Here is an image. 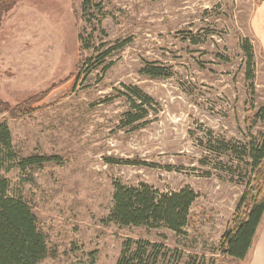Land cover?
<instances>
[{
	"label": "rangeland",
	"instance_id": "1",
	"mask_svg": "<svg viewBox=\"0 0 264 264\" xmlns=\"http://www.w3.org/2000/svg\"><path fill=\"white\" fill-rule=\"evenodd\" d=\"M83 1L17 0L0 22V122L16 161L53 157L0 168L46 238L40 264H115L129 240L159 245L157 264H248L218 246L252 184L249 145L264 134L252 121L264 102V0ZM136 88L149 101L128 124ZM115 181L189 186L183 232L109 222Z\"/></svg>",
	"mask_w": 264,
	"mask_h": 264
},
{
	"label": "trees",
	"instance_id": "2",
	"mask_svg": "<svg viewBox=\"0 0 264 264\" xmlns=\"http://www.w3.org/2000/svg\"><path fill=\"white\" fill-rule=\"evenodd\" d=\"M16 2L0 0V22L2 15ZM82 6L88 7V1L84 0ZM78 39L81 49L90 47L89 43L83 42L80 33ZM241 48L246 56L247 78L251 79L254 54L248 38L241 40ZM85 61L86 58L80 60L76 77ZM163 71L159 67L144 69L150 76H161ZM135 94L137 99H130L131 109L126 113L128 124L141 120L143 99L149 101L137 88ZM28 110L26 107L15 108L18 113H26ZM256 120H264V102L252 117V121ZM0 154V168L5 162H14L20 169H25L53 159L50 156L29 155L16 161L10 129L5 121L0 122ZM248 155L253 170L252 184L242 193L233 215V224L224 231L218 246L224 257L235 259H243L247 255L264 214V134L259 141L250 143ZM9 186V179L0 175V264H40L49 255L46 238L38 228L37 217L30 205L20 198L10 196ZM195 198L196 193L189 186L162 192L144 182L133 186L115 181L107 220L118 225L164 226L180 234L188 222L190 207ZM159 247L146 240H129L124 243L115 264H157ZM191 264H194L193 260Z\"/></svg>",
	"mask_w": 264,
	"mask_h": 264
},
{
	"label": "crops",
	"instance_id": "3",
	"mask_svg": "<svg viewBox=\"0 0 264 264\" xmlns=\"http://www.w3.org/2000/svg\"><path fill=\"white\" fill-rule=\"evenodd\" d=\"M263 224V229L261 231V225ZM249 249L248 264H264V214L259 221L254 238L253 246Z\"/></svg>",
	"mask_w": 264,
	"mask_h": 264
},
{
	"label": "water",
	"instance_id": "4",
	"mask_svg": "<svg viewBox=\"0 0 264 264\" xmlns=\"http://www.w3.org/2000/svg\"><path fill=\"white\" fill-rule=\"evenodd\" d=\"M57 95V94H56Z\"/></svg>",
	"mask_w": 264,
	"mask_h": 264
}]
</instances>
